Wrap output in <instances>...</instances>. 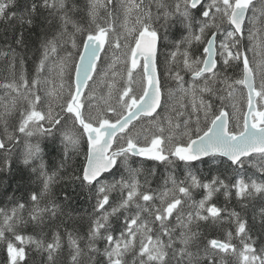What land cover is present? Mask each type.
I'll use <instances>...</instances> for the list:
<instances>
[{
	"label": "snow or ice",
	"instance_id": "obj_1",
	"mask_svg": "<svg viewBox=\"0 0 264 264\" xmlns=\"http://www.w3.org/2000/svg\"><path fill=\"white\" fill-rule=\"evenodd\" d=\"M203 2L204 0H179L174 6V13L164 12L165 21L174 14H179L182 18V23L189 32L186 38L189 46L193 40L205 45L202 49L203 58H192L187 51L183 53L184 69L192 77L191 88L183 87L184 80L179 72L175 77L179 82L180 91L192 98L191 108L196 116L195 122L193 124L191 116L182 123L169 118L165 127L157 116L163 95L156 70L159 36L151 23L146 22L152 20V14L150 10L142 7L144 0H140L139 3L131 0L127 6V14H131L134 10L137 13H143L135 17V24L139 25V28L129 27L128 20H125L126 36H133L135 33L133 41L126 40L124 44V47L128 49L126 53L128 59L125 63L128 64L130 61V67L127 68L126 73L128 86L118 90L114 105L105 101L106 106L103 110L97 107L94 111L91 106L86 110L84 101L94 98L95 93L90 89L89 81H93V76L97 72L100 54L104 51L105 45L121 47L120 38L109 35L114 33L111 24L107 26L95 24L98 8L105 5L101 0H90L88 15L95 24V28L86 31L68 14L75 9L74 4L69 8L67 0H42V7L54 9L55 12L60 13L62 29L60 35L68 32L69 25L74 33L85 32L86 34V39L80 46L82 54L78 55V63H74L72 68L75 74L74 86L69 82L65 88L63 77L66 73L69 75L71 73L68 72V63L61 61L58 65L61 83L58 89L54 88L48 92L52 101L48 103L47 111L37 108L41 100L35 92L36 86L41 83L39 78L34 79L30 87L28 79L22 72L19 85L12 82L4 84L3 87L11 89L29 106L21 113L18 124L20 133L27 137L36 133H50L52 127L61 124V120L67 116L74 124L79 125L80 133L79 136L75 133H65V155H67L68 145L75 147L79 144L81 137H86L88 147L81 175L72 178L81 180L89 186L94 184L98 186L96 190L99 195L95 207L101 214L93 219L84 248L80 246L79 239L74 237L72 232L65 231L70 247L71 264H81V257L84 255H88V264H94L96 254L103 255L106 258V264H204L205 261L207 264H216L217 256L221 257L219 264H226L224 256L227 255L234 257L235 264H264V247L257 250L256 241L250 235V230L246 228L247 221L241 219L240 214L235 211L228 212V218L234 220L236 224L239 248L232 243L234 237L231 231L226 232L224 240L209 239L203 248L198 243V237L201 235L199 222L210 221L212 224L223 222L221 212L228 211L226 208L222 209L209 203L215 193L224 189V195L228 198L231 195L230 189L235 188V196L241 201L255 196L264 197V182H257L254 179L246 182L241 178L229 185L222 179L214 178L210 183H201L189 172L190 185L185 186L183 181L177 183L175 178H171L173 187L161 191L157 196L155 193L141 191L143 186L137 176L142 169L133 168L129 163L131 157H143L149 161L169 165L176 161L190 165L204 157H223L227 158L231 165L236 166L238 171L250 162L248 158L254 157L261 161L258 170L264 173V103L259 106L257 104L258 100L264 102V37L257 40L256 34L249 30L248 39L253 41L252 50L261 57L254 67L246 53L241 50L245 18L250 9H252L253 24L256 23L258 16L264 17V0H258L257 3H254V0H211V3L200 10L204 19L199 21V34L194 35L192 10L197 9ZM164 7V4H158V8ZM36 11L35 2L25 4L21 9L18 0H0V21L16 20L31 27ZM224 23L230 25L231 29H222L221 25ZM206 30L211 31L207 39H205ZM218 34L223 37L219 44L217 43ZM70 39L72 47L77 48L74 37L70 36ZM16 43L23 44L22 32ZM133 43L134 46H132ZM55 51V38L46 41L38 72L44 70L49 54ZM70 57L71 53H69ZM174 59L175 54H173ZM236 62L242 64V76L232 81L226 73L228 68ZM137 68L141 69L138 91L132 87L135 82L133 72ZM257 74L260 77L259 85L256 83ZM198 80L203 81L202 86L197 85ZM218 80L225 85L223 91L226 92V96L220 97L221 100H230L234 97V85H242L247 89V111L241 112L236 108L235 103L231 105L236 110L234 124L231 123L233 116L224 107L213 112L210 100L203 98L204 93L209 94L210 97L216 95L213 85ZM112 88H115V84L110 86L109 97L112 96ZM21 89L25 91L22 92ZM86 90L89 92L87 97H85ZM53 103L59 111L54 110ZM15 110L16 99L14 98L11 105H5L4 112L0 114L7 141L15 139L8 132L9 123L6 119ZM200 113L203 114L202 117ZM178 115H184V113H178ZM142 118L149 119L144 121ZM137 121L140 123L137 124ZM42 122L52 127L44 128ZM0 149L10 151L4 139H0ZM39 152L38 145H30L25 154L24 163L28 164L36 159ZM118 162L127 171L129 179L127 181L121 179L112 184L100 180L104 173L112 172L117 168ZM40 167L43 187L39 194L34 192L30 195L32 208L29 219L35 226L43 228L47 221L63 215L64 212L52 193V184L58 173L48 175L43 171V164ZM118 186L122 198L119 203L109 205V193L116 190ZM191 188H203L206 195L198 202H192L190 206L194 207L195 211L185 215L177 209L185 200H192ZM125 189L126 196L123 195ZM44 198H48L47 203L41 206ZM70 199V195L64 193L63 201L67 202ZM156 199L160 201L159 206L148 203ZM106 205L110 210L105 208ZM132 206L137 211L131 216L123 217L125 231H121L119 238L115 237L111 232L110 217L117 216L122 210L127 212ZM25 207L24 203H18L10 213L0 209V215L3 216V222L0 224V242L5 245L6 264H24L25 246H32L37 252L47 253V264H55L62 247L61 233L55 231L51 242L47 243L43 239L21 235L17 227L20 224H27L28 221L24 220L22 215H18V212H22ZM174 212L176 224L170 226L168 222L173 218ZM143 213H147L152 219L142 218ZM157 222L158 234L154 235L157 231L154 225ZM261 223L264 224V208L261 209ZM193 224L197 225L195 230ZM177 227L181 230L174 236L173 233L176 232ZM163 237H167V240ZM101 239L106 242L102 251L96 245V241ZM130 254L133 257L131 262L126 259Z\"/></svg>",
	"mask_w": 264,
	"mask_h": 264
},
{
	"label": "trees",
	"instance_id": "obj_2",
	"mask_svg": "<svg viewBox=\"0 0 264 264\" xmlns=\"http://www.w3.org/2000/svg\"><path fill=\"white\" fill-rule=\"evenodd\" d=\"M32 2L36 3L37 11L31 27L27 24H21L16 20L0 21V114L4 112L5 105H11L12 100L16 99V110L6 117L9 123L8 132L15 137L14 140L7 141L4 134L3 122L0 121V137L5 140L6 147L10 149V151L0 149V209L10 213L11 209L16 207L18 203H24L26 207L22 212H18V215H22L24 220L28 222L27 224H20L17 227V231L24 236L43 239L46 243L51 242L55 231H59L62 236V247L56 257L55 264H71L70 247L65 231L72 232L73 236L79 239L80 246L84 248L88 240L92 221L101 214L95 207L99 195L96 190L98 186L95 184L89 186L81 180L72 178L81 175L88 147L86 137H81L79 144L75 147L68 145L67 155H65V133H75L78 136L80 133L79 125L74 124L67 116H64L61 124L54 127L46 122H42L44 128L52 127L50 133H36L31 137L20 133L18 131V124L21 113L29 106L26 101L17 97L15 92L4 88L3 85L12 82L19 85L22 72L28 79L30 87L31 82L39 78L41 83L36 86L35 92L41 97V100L37 104V108L47 111L48 103L52 101V97L48 95V92L54 88L58 89L61 83V77L58 75V65L61 61L68 63V72L71 73V75L66 73L63 77L65 88H67L69 82L74 86L75 74L72 68L74 67V63L78 61V55L82 52V47L80 46L86 39V34L85 32L74 33L71 25H69L68 32L60 35L62 31L59 19L60 13L55 12L54 9L42 7V0H18L21 9L23 5L31 4ZM101 2L105 7L98 8L95 24L101 26L111 24L114 33H110L109 35L110 37L113 35L118 36L121 47L116 48L107 45L97 65V72L90 83V89L95 93L94 98L92 100L85 99L84 101L86 110L91 106L93 111L97 107L103 110L106 106L105 101L114 105L118 90L128 86L126 73L127 68L130 67V61L128 64L125 63V60L128 59L126 56L128 49L124 47V44L126 40L132 42L135 33H133V36H126L125 20H128L129 27L134 26L139 28V25L135 24V17L137 14L143 15L142 12L137 13L135 10L131 14H127V6L131 3V0H111V2L109 0H101ZM139 2L140 0H136V3ZM177 2L179 0H144V4L142 5V7L151 11L152 20L146 22L151 23V26L157 30L160 39L158 70L163 101L157 116L165 127H167V120L169 118H172L175 122L182 123L191 116L193 124L195 122L196 116L192 113L191 108L192 98L190 95H185L184 92L180 91L178 87L179 82L175 77L179 72L184 80L183 87L185 89L191 88L192 77L184 69L182 63L183 53L187 51L192 58H203L202 49L205 46L203 43H198L194 40L191 46L188 45L186 38L189 36V32L184 23H182V18L179 14H174L165 21L164 12L174 13V6ZM67 3L69 8L73 4L76 6L74 10L68 13L72 20L86 31L95 28V24L88 15L90 0H67ZM161 3L165 5L164 8H158V4ZM209 3H211V0H205L197 9L192 10V31L194 35L199 34V21L204 19L200 14V10ZM251 17L252 9H250L244 25L241 50L246 53L251 65L254 67L261 57L256 55L252 50L253 41L248 39L249 30H252L256 34L257 40L264 37V17L258 16L255 24H253ZM49 21L51 22L49 23ZM221 27L226 30L231 29V26L227 23L222 24ZM258 29L259 31H257ZM21 32L23 33V44L19 45L16 43V40ZM210 35L211 31L206 30L205 39ZM70 36L74 37L78 46L77 48L72 47ZM54 38L56 40V51L49 54L48 59L45 61L44 70L38 72L40 61L43 59L44 44L46 41ZM222 39L223 37L218 34L217 43L219 44ZM132 46H134V43ZM69 53H71L70 58ZM173 54H175L174 60ZM140 72V68L133 72L135 82L132 84V87L137 91L139 90ZM226 74L232 81L240 78L242 76V64L239 62L234 63L228 68ZM196 83L198 86H202L203 81L198 80ZM256 83L257 85L260 83L259 74L256 75ZM112 84H115V88L111 89L112 96L109 97V90ZM234 87V97L230 100L220 99V97L226 96V92L223 91L225 85L220 83L219 80L213 85L216 92L215 96L210 97L207 93L202 94L205 100H210L212 103L213 112H217L221 107H224L233 116L232 124L235 123L234 116L236 113V110L231 106L232 103H235L236 108L241 112L247 111L246 89L242 85H234ZM21 91L25 90L21 89ZM169 92H171V96H169ZM88 95L89 92L86 90L85 97ZM261 103L264 102L258 101V106ZM52 107L55 111H59L55 103L52 104ZM178 113H184V115H178ZM200 115L202 117L203 114L200 113ZM148 119L142 118L144 121ZM136 123L139 124L140 121ZM30 145H38L40 152L36 159L25 164L24 157ZM248 159L250 162L246 163L244 168L238 171L236 166L231 165L227 159L222 157H210L191 163L190 165H186L181 161H176L174 164L169 165L138 157H131L129 163L133 168L142 169L137 176V179L143 186L141 191L155 193L158 196L161 191L173 187L171 178H175L177 183L183 181L185 186L190 185L189 172L195 175L201 183H210L214 178L222 179L229 185L234 184L241 178L246 182H250L253 179L257 182H264V173L258 170L261 161L254 157ZM41 164L44 166L43 171L47 172L48 175L58 173L54 178L55 182L52 184V193L57 203L61 204L64 212L63 215H58L55 219L47 221L43 228L35 226L34 222L29 219V212L32 208L30 195L34 192L39 194L43 187V176L40 174ZM121 179L127 181L129 175L118 162L117 168L105 174L100 180L112 184ZM190 191L192 200H185L177 209V211H182L185 215L195 211V208L190 206L192 202H198L206 195V191L203 188H191ZM126 192L127 190L125 189L123 192L124 196H126ZM230 192L231 195L226 198L224 189H221L209 201L210 204H215L222 209L226 208L228 211L221 212V216L224 218L223 222H218L217 224H212L210 221L207 223L203 221L199 222L201 235L198 237V243L203 248L209 239L224 240L226 239V232L231 231L234 237L232 243L239 248V237H236V224L234 220L228 218V212L235 211L240 214L241 219L247 221L246 228L250 230V235L256 241L255 246L259 251L264 247V224L261 223V209L264 208V197L255 196L241 201L235 196V188H231ZM64 193H68L71 197L67 202L63 201ZM121 198L122 193L118 186L116 190L109 193V205L119 203ZM47 200L48 198H44L41 201V206L47 203ZM139 202L145 203L143 201ZM148 203H154L156 206H159L160 201L156 199ZM105 208L110 210L108 205ZM136 211L137 209L132 206L127 212L122 210L117 216L110 217L111 232L115 237L119 238L121 231H125L123 217L131 216ZM175 215L176 213L174 212L173 218L168 222L170 226H175L176 224ZM142 218L152 219L147 213H143ZM2 222L3 216L0 215V224ZM196 227L197 225L193 224L194 230ZM154 228L157 229L154 235L158 234V222L154 225ZM180 230L177 227L173 235H177ZM163 239L167 240V237H163ZM96 245L102 251L106 246V242L101 239L96 241ZM25 249L26 260L24 264H47V253L37 252L32 246H25ZM85 251L87 250L85 249ZM132 258L131 254L126 257L129 262H131ZM220 259L221 257L217 256L216 264H219ZM224 260L226 264H235L234 257L231 255L224 256ZM6 262L5 245L0 242V264H6ZM81 264H88V255L81 257ZM94 264H106V258L101 254H96ZM204 264H207V261Z\"/></svg>",
	"mask_w": 264,
	"mask_h": 264
},
{
	"label": "water",
	"instance_id": "obj_3",
	"mask_svg": "<svg viewBox=\"0 0 264 264\" xmlns=\"http://www.w3.org/2000/svg\"><path fill=\"white\" fill-rule=\"evenodd\" d=\"M256 1H258V0H254V3H255ZM246 19H247V16H246V18H245V21H246ZM244 23H245V22H244ZM105 47H106V45H105ZM158 49H159V40H158V42H157V51H156V70H157V74H158V69H157ZM102 53H103V52H101L100 57H101ZM81 54H82V53H81ZM100 59H101V58H100ZM141 62H143V61L141 60ZM141 62H140V63H141ZM98 63H99V62H98ZM98 63H97V64H98ZM158 76H159V74H158ZM159 79H160V78H159ZM90 82H91V81H89V83H90ZM74 83H75V76H74ZM246 90H247V89H246ZM162 99H163V95H162ZM161 103H162V100H161ZM158 110H159V109H158ZM158 110H157V112H158ZM139 158L145 159V158H143V157H139ZM206 158H208V157H204L203 159H206ZM203 159H202V160H203ZM225 159H227V158H225ZM195 162H196V161H195ZM105 174H107V173H104L103 175H105ZM103 175H102V176H103ZM102 176H101V177H102ZM101 177H100V178H101Z\"/></svg>",
	"mask_w": 264,
	"mask_h": 264
}]
</instances>
